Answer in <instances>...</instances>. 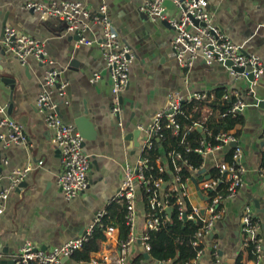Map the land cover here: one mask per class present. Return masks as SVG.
I'll list each match as a JSON object with an SVG mask.
<instances>
[{
	"label": "crops",
	"instance_id": "0c3cea01",
	"mask_svg": "<svg viewBox=\"0 0 264 264\" xmlns=\"http://www.w3.org/2000/svg\"><path fill=\"white\" fill-rule=\"evenodd\" d=\"M28 1L51 4L69 0H0V108L3 109L0 116L17 122L27 138L24 144L0 140L1 186L8 193L0 214V264H12L25 241L46 250L82 234L94 214L118 190L123 165L136 161L138 145L134 143L133 133L137 124H148L171 91L186 95L217 87L229 95L237 93L245 102L242 122L232 130L242 149L245 172L236 195L222 201V216L215 221L211 232L200 239L204 249L193 262L209 264L216 260L219 264H236L241 251L240 217L246 205L260 223L264 242V175L259 174L264 149V71L251 87L249 79H235L221 63L207 64L197 57L191 66L181 65L171 43L174 29L168 20L179 14L172 0L164 2L165 19H152L141 10L144 0H78L93 14L105 6V14L119 41L132 54L128 83L119 94L121 128L118 116L112 112V80L99 43L78 42V34L67 29L66 20L26 8ZM206 1L213 24L233 42L242 45L244 52L257 54L264 63V0ZM7 25L37 39L52 63L40 62L33 56L21 60L6 48L2 31ZM83 34L96 40L102 35L99 24L94 23H89V29ZM49 66L59 72L58 86L66 83L62 94L58 86L51 90L57 114L65 123L75 126L77 118L87 120L83 125L87 136L83 139V150L90 156L88 186L70 200L63 197L57 185L62 169L60 152L53 143V132L47 126L45 114L36 104ZM95 72L100 77L92 81ZM224 150L217 153L220 160L225 156ZM212 161L209 157L206 168ZM25 167L30 168L23 184L18 188L12 186L9 175ZM205 172V175H194L197 183L208 177V170ZM191 179L186 183L187 198L191 206L202 208L205 199L197 194ZM136 191L135 230L140 234L146 209L140 187ZM118 237L117 229L112 236L101 239L94 257L105 264L118 263ZM140 253H144V248L137 240L125 264H132ZM241 260L252 263V260ZM148 263L146 258L142 262ZM257 264H264V254Z\"/></svg>",
	"mask_w": 264,
	"mask_h": 264
},
{
	"label": "built area",
	"instance_id": "2783aa9c",
	"mask_svg": "<svg viewBox=\"0 0 264 264\" xmlns=\"http://www.w3.org/2000/svg\"><path fill=\"white\" fill-rule=\"evenodd\" d=\"M172 1L176 4L179 14L168 21L174 29L171 43L178 62L181 65L189 67L197 57L203 59L207 64H224L226 61H229L230 65H224L228 68L231 75L235 79L239 77L249 79L252 87L264 71V63L261 61V58L257 54L244 52L242 45L233 42L213 24L210 12L207 9L206 0ZM164 2L165 0H144L140 9L146 12L152 19H165L166 9ZM25 6L43 15L49 14L63 18L68 22L67 29L78 34V42L85 45H90L96 40L94 37L83 34L86 29H89V23L100 25L102 40L99 42V46L112 80V112L115 115L120 114L118 124L122 128L119 94L128 83L132 54L129 48L117 38L113 26L105 14V6H101L94 14L78 0L52 2L51 4L28 1ZM80 30L81 33L79 32ZM2 43L6 48L13 50L21 60H26L27 57L33 56L40 62L52 63L47 58L41 43L30 34L19 31L17 28L5 26L2 31ZM238 67L242 68V71H237L236 68ZM57 74L58 71L49 66L42 83L43 90L39 92L36 104L39 110L44 112L47 126L53 132V143L60 152L62 169L57 176V185L61 189L63 197L70 200L77 197L88 186L87 173L90 156L83 150V137L75 125L65 123L57 115L56 104L51 99V90L55 84ZM99 77V73L95 72L91 80L96 81ZM65 85V82L59 85V94L63 93ZM227 96L228 94L224 95L225 98ZM234 96L236 97L235 101L228 111L232 113L241 112L245 107V102L237 93ZM191 98H208L207 89L192 91L186 95L177 91H171L167 94L165 104L154 113L148 124H137V129L140 132L138 155L133 164L126 162L123 165V179L114 194L115 197L124 201L125 220L129 226L127 238L119 243V258L118 263L115 264H125L131 247L137 240L141 241L145 252L149 250L148 240L150 235L148 232L150 230H157L164 219L157 215L154 210L161 211L169 207V192L172 190L177 192L175 202L178 205L179 217L182 218V215H184L185 206L183 198L187 196V192L181 177L177 173L180 167L173 161L169 163L167 160L162 163L159 157L156 159L158 178L154 179V177L147 175L149 164V155L147 153L153 149L155 139L159 140L165 137L166 130H171L172 133L178 134L180 125L176 116L182 113V103ZM0 111L2 112L3 109L0 108ZM196 126L201 128L198 123H196ZM1 129L3 130L1 131ZM26 139L17 122L8 116H0V140H3L5 143L24 144ZM215 140L216 142L211 144L203 138L194 147L193 151L200 154L203 158L199 168L185 163L190 173H196L202 169L206 170L207 158L209 156L213 160L211 164L219 168L220 173L225 172L229 181L224 196L221 193L210 195V191L214 190L217 186V178L211 177L208 174V177H202V181L198 183L201 193L207 196V199L203 214L200 208L194 207L187 216L189 219L199 218L202 220V226L196 232V238L193 241L195 245L202 237L211 232L215 221L222 216L224 212V209L220 207L222 199L224 197L230 199L236 195L242 184L245 172V167L241 162L242 152L239 145L233 148L232 157L229 161L220 160L217 155L224 145L236 142V136L233 133H221L215 135ZM186 151H191V149L186 148ZM177 157L180 158L178 153ZM169 164L172 165L176 173L172 174L170 181H166L162 174L165 171H169ZM29 168L25 167L20 170H14L8 177L11 185L18 187ZM259 174L264 175V171L259 169ZM1 181L2 175L0 174V214L2 213L3 203L8 194L7 189L1 186ZM168 182L171 184L168 185ZM137 187L141 189L144 187L149 202V209L145 213L143 231L140 234L135 230ZM105 214L106 209H99L82 234L63 241L49 249L44 250L35 246L30 241H25L19 247L12 264L62 263V258H70L75 250L81 248L83 242L93 233L95 226L101 224ZM240 225L241 249L248 242H254V252L257 259L252 260L250 264H257L264 254V242L260 234V223L254 218L253 212L248 205L242 209ZM116 230L114 226H107L106 235L112 236ZM90 263L97 264V259L94 257ZM209 264L219 263L216 260H212Z\"/></svg>",
	"mask_w": 264,
	"mask_h": 264
},
{
	"label": "trees",
	"instance_id": "16d2710c",
	"mask_svg": "<svg viewBox=\"0 0 264 264\" xmlns=\"http://www.w3.org/2000/svg\"><path fill=\"white\" fill-rule=\"evenodd\" d=\"M207 93L208 98L206 99L191 98L182 103V113L176 116L180 125L178 134L166 130L165 137L154 140L153 149L147 153L149 155L147 175L151 177L158 176L156 159L160 157L162 163L167 160L169 163L173 161L180 167L177 173L186 187V183L188 179H191L192 174L185 163L199 168L203 161L202 156L193 151L199 141L205 138L211 144H214L216 142L215 135L217 134L233 133L235 136L237 135L232 130L235 125L242 122V113L228 111L236 97L229 95L227 91L220 87L213 90L207 89ZM225 94H228L227 98L224 97ZM196 123L200 125L201 129L196 126ZM228 145L222 147V149H225L224 161L231 159L233 148L239 144L236 141L234 147ZM186 148H190L191 151H186ZM177 153L180 158L177 157ZM169 165V171L162 174L166 181H170L172 174L176 173L172 165ZM206 169L211 177L218 179L217 186L215 190L210 191V195L221 193L224 196L229 182L227 174L225 172L220 173L219 168L216 166H210ZM259 169L264 171V149L261 150ZM169 184L171 183L168 182ZM140 191L147 211L149 209L148 196L144 187L140 188ZM176 195L175 190L169 192V207L166 210H154L157 215L164 219L157 230L148 232L150 235L148 240L150 248L147 251L150 258L148 264H159V262H163V264H190L204 249L201 240L196 245L193 244L196 238L195 234L202 226V220L199 218H180L178 205L175 203ZM183 202L185 211L189 213L192 207L186 196L183 198ZM104 209H106V214L103 216L101 224L96 225L93 233L83 242L81 248L73 252L70 257L71 262L60 264H91L90 261L94 258V253L99 250V241L106 238L107 226H114L118 229L119 243L127 238L129 226L125 220L124 201L113 196L105 204ZM254 218L256 217L254 216ZM254 245V242L250 241L241 249L236 264H246L241 260L242 258L257 259ZM144 259V253H140L132 260V264H142ZM97 264L105 263L97 259Z\"/></svg>",
	"mask_w": 264,
	"mask_h": 264
},
{
	"label": "water",
	"instance_id": "95a60500",
	"mask_svg": "<svg viewBox=\"0 0 264 264\" xmlns=\"http://www.w3.org/2000/svg\"><path fill=\"white\" fill-rule=\"evenodd\" d=\"M225 65H230V62L229 61H226L225 63H224ZM236 70L237 71H242V68H240V67H238V68H236ZM250 78V77H249ZM122 115V114H121ZM116 116H120V114L118 115H116ZM86 121L87 120H85V118L84 117H80V118H77V120H76V128H77V130L79 131V133H80V135L83 137V139H85V138H87V136H86V129L84 128V126L83 125H86ZM139 134H140V132H139V130L138 129H136V131L133 133V136H134V140H135V145L137 146L138 145V136H139ZM83 143L84 142H82V145H83ZM231 147H234L235 145H236V142H231L230 144H229ZM205 170L204 169H202V170H200V172H204ZM191 181L194 183V186H195V189H196V192H197V194L201 197V198H206L205 196H203L202 194H201V191L199 190V188H198V186H197V179L196 178H192L191 179ZM21 184H23V181L22 182H20L19 183V185H18V187L19 186H21ZM17 187V188H18ZM201 213L203 214L204 213V208H201ZM183 218H185V216L183 217ZM144 257L147 259V260H150V258H149V254H148V252H144ZM65 260H67V258H62V261H65ZM231 261V260H230ZM159 264H163V262H159ZM190 264H196V263H194V262H192V263H190Z\"/></svg>",
	"mask_w": 264,
	"mask_h": 264
},
{
	"label": "bare ground",
	"instance_id": "6f19581e",
	"mask_svg": "<svg viewBox=\"0 0 264 264\" xmlns=\"http://www.w3.org/2000/svg\"><path fill=\"white\" fill-rule=\"evenodd\" d=\"M107 17H108V16H107ZM108 19H109V18H108ZM109 21H110V23L112 24V22H111L110 19H109ZM99 26H100V25H99ZM112 26H113V24H112ZM100 28H101V27H100ZM114 32H115V30H114ZM115 34H116V32H115ZM116 36H117V34H116ZM117 38H118V37H117ZM101 40H102V35H101V38H100L99 40H95V42H98V43H99ZM58 74H59V72H58ZM58 74H57V76H58ZM57 76H56V78H57ZM54 86H56V87L58 86V84H57V80L55 81V84L53 85V87H54ZM53 87H52V88H53ZM58 87H59V86H58ZM58 87H57V89H58ZM57 115H58V114H57ZM58 116H59V115H58ZM59 117H60V116H59ZM60 118H61V117H60ZM200 129H201V128H200ZM231 157H232V156H231ZM208 158H209V156H208ZM208 158H207V161H208ZM241 162H242V161H241ZM211 166H213V165L211 164ZM204 170H205V169H204ZM205 171H206V170H205ZM205 171H204V172H205ZM204 172H200V171H198V172H196V173H195V172H193V173L191 172V174H192V177H191V178H193L194 175H195V176H197V175H199V174H200V175H205ZM205 173H206V172H205ZM157 178H158V177H154V179H157ZM201 181H202V180H201ZM201 181H200V182H201ZM242 181H243V180H242ZM197 186H198V183H197ZM198 188H199V186H198ZM185 189H186V192H187V188H186V187H185ZM199 190H200V188H199ZM214 190H215V189H214ZM211 191H213V190H211ZM187 195H188V192H187ZM113 196H114V195H113ZM222 196H223V195H222ZM186 197H187V196H186ZM205 197H206V198H205L204 206H203L202 208H204V207H205V204H206L207 196H205ZM203 199H204V198H203ZM224 199H226V198L224 197V198L222 199V201H223ZM175 200H176V198H175ZM222 201H221V203H220V207H222ZM175 203H176V202H175ZM191 207H192V209H193V208L196 207V206H191ZM192 209L190 210V212L192 211ZM200 211H201V208H200ZM190 212H189V213H190ZM189 213H187V212L185 211V212H184V215H182V218L185 216L186 219H189V218L187 217Z\"/></svg>",
	"mask_w": 264,
	"mask_h": 264
},
{
	"label": "rangeland",
	"instance_id": "374dc122",
	"mask_svg": "<svg viewBox=\"0 0 264 264\" xmlns=\"http://www.w3.org/2000/svg\"><path fill=\"white\" fill-rule=\"evenodd\" d=\"M202 194V193H201ZM203 195V194H202ZM203 196H205V195H203Z\"/></svg>",
	"mask_w": 264,
	"mask_h": 264
}]
</instances>
